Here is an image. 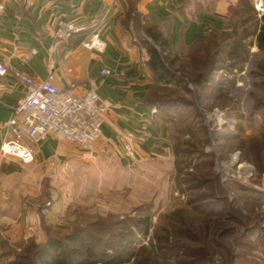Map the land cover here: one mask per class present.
I'll list each match as a JSON object with an SVG mask.
<instances>
[{
	"label": "rangeland",
	"instance_id": "rangeland-1",
	"mask_svg": "<svg viewBox=\"0 0 264 264\" xmlns=\"http://www.w3.org/2000/svg\"><path fill=\"white\" fill-rule=\"evenodd\" d=\"M201 1L185 3L183 21L195 29L188 44L181 42L186 24L178 35V27H157L168 41L165 51L176 57V78L166 83L151 74L142 97L168 147L153 160L155 175L146 185L136 165H120L110 152L95 160L62 154L19 168L5 197H45L44 209L35 218L3 220L0 264H37L35 254L48 239L76 229L96 254L138 251L128 264H264V51L251 34L264 14L254 0H236V34L225 31L230 39L222 40L214 0ZM128 25L147 60L149 47L160 50L145 34L147 16L134 13ZM212 68L206 87L191 82L194 72ZM143 217L150 220L145 237L137 225ZM165 238L175 250L161 251Z\"/></svg>",
	"mask_w": 264,
	"mask_h": 264
},
{
	"label": "crops",
	"instance_id": "crops-1",
	"mask_svg": "<svg viewBox=\"0 0 264 264\" xmlns=\"http://www.w3.org/2000/svg\"><path fill=\"white\" fill-rule=\"evenodd\" d=\"M188 1L0 0L3 5L0 9V64L7 68V73L0 75V144L9 136L6 123L13 107L25 93L24 85L15 74L25 73L43 79L48 65L52 64L61 84L71 80L83 83L90 77L97 83V92L106 111L101 137L91 146L92 159L95 160L98 152H110L116 155L120 165L129 169L136 165L137 178L145 180L147 185L156 173L153 160L167 154L168 147L161 142V133L153 125L151 109L142 100L150 84L151 71L147 54L145 62L140 59L143 47L136 45L133 39L129 16L143 14L149 18V26L155 28L165 23L169 29L178 27V35L186 24L183 19L187 16L185 3ZM235 2L214 0L219 28L225 25L227 11ZM63 20H73L83 29L70 38L58 40L54 29ZM186 20L181 42L188 44L191 31L195 29H191L193 23ZM92 34L105 43L102 51L82 45L81 42ZM173 38L174 42L178 40L177 36ZM103 68L110 69L111 75H103ZM126 145L131 146L129 152L125 150ZM33 150L34 159L30 163L0 153V226L5 218H22L28 214L35 218L44 209L45 197H5L8 191L4 186L16 182L19 168L36 166L62 154L78 152L84 157L75 144L52 136L34 144ZM149 164L151 169L147 167Z\"/></svg>",
	"mask_w": 264,
	"mask_h": 264
},
{
	"label": "built area",
	"instance_id": "built-area-1",
	"mask_svg": "<svg viewBox=\"0 0 264 264\" xmlns=\"http://www.w3.org/2000/svg\"><path fill=\"white\" fill-rule=\"evenodd\" d=\"M253 5L258 14H264V0H254ZM82 29L73 20H63L55 27L54 36L64 40ZM81 43L95 51H102L105 47L96 34L89 35ZM141 57L146 58L143 49ZM6 73L7 68L0 64V75ZM101 73L109 75L110 71L103 68ZM15 75L24 85L25 93L17 100L6 123L9 136L0 144V153L30 163L34 159L33 145L52 136L75 144L85 158H92L91 146L101 137L106 110L95 79L90 77L83 83L71 80L61 84L52 64L48 65L43 79L25 73ZM154 112L151 109V113Z\"/></svg>",
	"mask_w": 264,
	"mask_h": 264
},
{
	"label": "trees",
	"instance_id": "trees-1",
	"mask_svg": "<svg viewBox=\"0 0 264 264\" xmlns=\"http://www.w3.org/2000/svg\"><path fill=\"white\" fill-rule=\"evenodd\" d=\"M234 8L235 14H232V10ZM230 18L232 15L237 16L234 22H230V18L226 20L225 28L223 30L224 34H222V40H229L230 36L228 33L229 30L235 33L236 27L240 20L238 19L237 15V3L230 8ZM241 18V16H240ZM229 21V22H228ZM228 27V29H226ZM145 34L150 38L152 43L158 44L160 50H156L153 47H149V58L147 60L148 67L151 71L152 76L157 81H164L166 83H170L174 81L176 78L175 71L172 70L174 67V63L176 61V57L170 56V52H166V48L168 46V41L163 36V34L153 26H146L145 27ZM226 31V32H225ZM229 31V32H230ZM255 35V42L257 47L260 50L264 51V15L261 17L260 24L257 30L253 33ZM236 44V43H235ZM230 46V45H229ZM234 46H237L234 45ZM164 53V54H163ZM238 51H235V57H238ZM163 54V55H162ZM245 59L239 58L237 63L242 64ZM241 66V65H240ZM239 66V69L241 68ZM215 69H208L207 72H199L196 71L191 76V82L200 88L206 87L209 83L208 74L209 72L214 71ZM216 86V87H215ZM215 90L220 91V86L215 83ZM137 225L141 226L139 233L145 237L149 233V225L150 220L148 217H143L137 219ZM167 249L161 250L162 252H168L175 250L174 246L168 242L167 238L163 239ZM86 240L81 235L78 229L65 235L63 238H50L46 241L45 245L39 249L35 256L37 264H128L131 258H138V251L136 253H131L130 255H124L122 252L118 251L117 253H105L101 252L96 254L92 247L86 246ZM160 243L157 246H153L152 249L160 248ZM146 247H140L138 249H145ZM177 248V247H176ZM137 249V250H138ZM17 264V263H14ZM138 264V260H137Z\"/></svg>",
	"mask_w": 264,
	"mask_h": 264
},
{
	"label": "bare ground",
	"instance_id": "bare-ground-1",
	"mask_svg": "<svg viewBox=\"0 0 264 264\" xmlns=\"http://www.w3.org/2000/svg\"><path fill=\"white\" fill-rule=\"evenodd\" d=\"M246 171H248L247 168H241L240 169V172H246Z\"/></svg>",
	"mask_w": 264,
	"mask_h": 264
}]
</instances>
